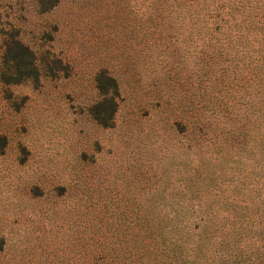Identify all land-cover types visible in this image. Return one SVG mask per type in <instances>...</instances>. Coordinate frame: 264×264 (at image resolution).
Masks as SVG:
<instances>
[{
  "label": "rangeland",
  "instance_id": "rangeland-1",
  "mask_svg": "<svg viewBox=\"0 0 264 264\" xmlns=\"http://www.w3.org/2000/svg\"><path fill=\"white\" fill-rule=\"evenodd\" d=\"M38 3L0 0V67L17 33L39 69L0 81V264H154L148 215L187 209L239 232L212 264H264V0Z\"/></svg>",
  "mask_w": 264,
  "mask_h": 264
},
{
  "label": "trees",
  "instance_id": "trees-1",
  "mask_svg": "<svg viewBox=\"0 0 264 264\" xmlns=\"http://www.w3.org/2000/svg\"><path fill=\"white\" fill-rule=\"evenodd\" d=\"M57 0H39V7L41 11H47L56 5ZM203 14V13H202ZM198 16V15H197ZM11 40H4V52L2 56V64L0 67V81L6 84H17L25 80H37L39 76L37 59L31 50L20 43L17 39V33H13ZM59 60V61H58ZM60 64V59H58ZM47 68L51 67L46 64ZM61 66V65H59ZM63 69V66H62ZM53 69H49L50 72ZM96 88L102 99L89 109V114L92 118L103 126H109L112 116L116 111L117 98L119 97V88L115 78L99 72L96 76ZM109 101L112 103V113L110 115L104 114L103 104ZM195 124H191V128L198 135H202V126L195 120ZM186 124L183 123L184 130ZM5 136L0 135V151L6 146ZM198 169H195V174H198ZM189 204H191L189 202ZM147 221L148 225V242L147 253L161 258L160 263L165 262L167 258L174 257L181 258L182 246L185 244L192 245L193 258L192 264H204L203 261H210L206 264H212L214 256L221 255L222 252H229L227 244L234 242L239 237L238 230L235 228H227L225 225V215L223 213H213L206 210L195 211L184 210L176 212L169 216L166 214L161 217L163 223L160 229L155 228L153 215L149 214ZM159 220V222L161 221ZM158 224V221H157ZM156 224V225H157ZM233 232L228 235V232ZM227 243V244H226ZM211 245L215 249L209 251L205 245ZM195 247H194V246ZM154 256V264L157 262Z\"/></svg>",
  "mask_w": 264,
  "mask_h": 264
}]
</instances>
